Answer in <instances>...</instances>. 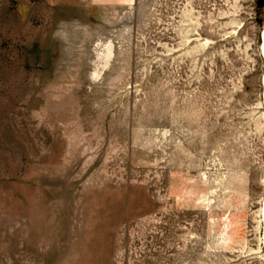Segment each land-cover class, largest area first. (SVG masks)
Here are the masks:
<instances>
[{
    "label": "rangeland",
    "instance_id": "rangeland-1",
    "mask_svg": "<svg viewBox=\"0 0 264 264\" xmlns=\"http://www.w3.org/2000/svg\"><path fill=\"white\" fill-rule=\"evenodd\" d=\"M264 0H0V264H264Z\"/></svg>",
    "mask_w": 264,
    "mask_h": 264
},
{
    "label": "bare ground",
    "instance_id": "bare-ground-1",
    "mask_svg": "<svg viewBox=\"0 0 264 264\" xmlns=\"http://www.w3.org/2000/svg\"><path fill=\"white\" fill-rule=\"evenodd\" d=\"M263 53H264V32H263V49H262ZM262 214H263V219H264V204H263V208H262Z\"/></svg>",
    "mask_w": 264,
    "mask_h": 264
}]
</instances>
